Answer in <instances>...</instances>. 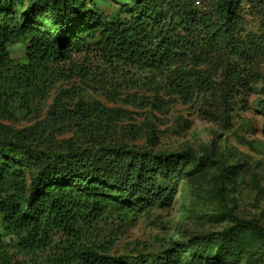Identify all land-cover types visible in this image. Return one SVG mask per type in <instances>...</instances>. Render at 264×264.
<instances>
[{"label": "rangeland", "instance_id": "obj_1", "mask_svg": "<svg viewBox=\"0 0 264 264\" xmlns=\"http://www.w3.org/2000/svg\"><path fill=\"white\" fill-rule=\"evenodd\" d=\"M29 1L24 0L26 6ZM189 1L220 18L223 0ZM133 2L84 0L88 10H97L107 21L134 16L139 7L133 10ZM242 8L237 34L253 47L252 64L245 72V85L228 108L210 92L187 101L165 88H156L149 71L108 62L96 48L56 63L31 59L27 37L7 44L10 60L0 66V78L6 80L2 87L9 91L10 113L0 115V126L33 128V142L38 148L64 152L75 147L120 144L149 152L191 150L196 156L212 155V160L202 170L174 180L178 194L171 206H156L146 212L136 207L135 214L120 217L107 214L92 223H82L75 238L58 232L47 245L34 250L19 246L22 238L5 227L0 215V263L57 264L67 256L73 242L110 256L152 259L181 242L186 246L181 251L183 264H191V256L202 251L218 253L225 261L220 264H264V238L253 227H235L222 212L218 197V155L222 153L228 206L264 227V0L256 5L244 1ZM39 12L42 15L36 25L45 30L47 16L44 9ZM259 40L261 45L256 48ZM221 62L222 56H218L210 68L213 77L220 75ZM14 89L17 91L12 97L10 91ZM79 103L93 108L89 119L77 127L65 119L64 111ZM96 103L106 107L107 116L96 115ZM5 131L0 129V140ZM13 185L10 176L0 185V197L12 192ZM70 261L84 264L79 259Z\"/></svg>", "mask_w": 264, "mask_h": 264}, {"label": "trees", "instance_id": "obj_2", "mask_svg": "<svg viewBox=\"0 0 264 264\" xmlns=\"http://www.w3.org/2000/svg\"><path fill=\"white\" fill-rule=\"evenodd\" d=\"M244 1L256 5L262 0H223L220 18L195 8L189 0H135L133 10L139 9L134 16L107 21L97 10H88L84 0H30L27 6L24 0H0V66L10 60L7 44L18 38H29L31 59L56 63L96 48L108 62L149 71L156 88L187 101L210 92L228 108L245 85V72L252 64L253 47L237 34ZM42 9L47 16L45 30L36 25ZM218 56H222L221 72L213 77L210 68ZM4 83L5 78H0L2 116L10 113ZM92 108L79 103L64 111L65 119L81 126ZM94 111L103 117L109 112L101 103L94 105ZM52 119L62 123L55 116ZM0 129L6 130L0 140V185L10 176L14 181L13 191L0 197V215L5 227L22 238L19 246L24 250L47 245L58 232L75 238L82 223L107 214L120 217L135 214L136 207L145 212L156 206L167 208L178 194L174 180L202 170L212 160V155L196 156L191 150L149 152L120 144L54 152L35 146L33 128ZM218 162L222 212L235 227H253L264 238V227L257 220L244 219L228 206L224 154L218 155ZM183 250L186 246L176 242L152 259L115 257L73 242L57 264H71L72 259L84 264H183ZM220 263L225 261L218 253L191 256V264Z\"/></svg>", "mask_w": 264, "mask_h": 264}]
</instances>
